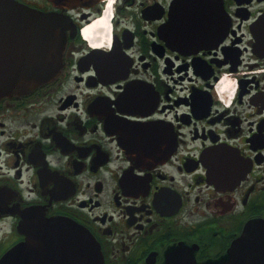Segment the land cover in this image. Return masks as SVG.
<instances>
[{
  "label": "flooded vegetation",
  "instance_id": "1",
  "mask_svg": "<svg viewBox=\"0 0 264 264\" xmlns=\"http://www.w3.org/2000/svg\"><path fill=\"white\" fill-rule=\"evenodd\" d=\"M62 13L56 76L0 98V264L13 247L4 264H85L88 234L102 264H253L264 247L241 236L264 221V0Z\"/></svg>",
  "mask_w": 264,
  "mask_h": 264
},
{
  "label": "water",
  "instance_id": "2",
  "mask_svg": "<svg viewBox=\"0 0 264 264\" xmlns=\"http://www.w3.org/2000/svg\"><path fill=\"white\" fill-rule=\"evenodd\" d=\"M57 11H42L15 0H0V98L23 95L52 80L61 68L65 48V31L69 20L62 10L88 7L99 0H48ZM174 19V17H172ZM259 27L264 31L262 22ZM249 226L241 241L258 243L264 247V221ZM84 237V236H83ZM78 238V237H77ZM79 239V238H78ZM240 242H238L239 245ZM13 247L4 256L3 264L15 257ZM81 256L85 264H102V258L88 234L81 238ZM264 257L262 250L250 255L253 264Z\"/></svg>",
  "mask_w": 264,
  "mask_h": 264
},
{
  "label": "bare ground",
  "instance_id": "3",
  "mask_svg": "<svg viewBox=\"0 0 264 264\" xmlns=\"http://www.w3.org/2000/svg\"><path fill=\"white\" fill-rule=\"evenodd\" d=\"M107 13H108V11H107ZM108 15L109 14H107L106 16L103 15L100 18H98L97 20L94 19L95 21H92L91 24L86 25V27H84L82 29L83 36L86 37V39L89 38V40H90V39L96 38L97 34L103 35L104 31L106 33V30L108 28H110V23H109V20L107 18ZM105 36H106V34H105ZM93 41H94V39H93Z\"/></svg>",
  "mask_w": 264,
  "mask_h": 264
}]
</instances>
